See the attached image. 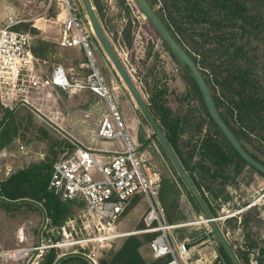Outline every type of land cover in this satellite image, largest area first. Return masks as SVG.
<instances>
[{
    "label": "trees",
    "instance_id": "1",
    "mask_svg": "<svg viewBox=\"0 0 264 264\" xmlns=\"http://www.w3.org/2000/svg\"><path fill=\"white\" fill-rule=\"evenodd\" d=\"M148 1L179 45L196 63L228 127L248 153L264 165V157L261 156L264 154V0ZM121 2L125 4L124 0ZM92 3L105 32L110 37L109 28L105 23L104 6L100 0H92ZM134 26L135 21L129 17L121 34V41L127 48L133 47L134 44ZM19 29L16 27L17 31H20ZM58 44L61 46L60 43ZM112 44L116 47L115 43ZM162 46L179 66L181 77L188 90L183 98L177 99L179 106L174 109L167 98V88L156 87L155 92L149 95L148 101L146 100L152 114L165 132L211 213L214 216L217 214L209 201L210 196L214 201L233 203L234 209L245 208L251 203L250 201H245L242 205L237 201H240L243 195L246 198V192L242 191L241 187L236 188L235 192L226 188L229 184L228 180L232 177L227 169L237 160L235 171L236 176H240L249 166L233 151L213 123L190 73L163 41ZM54 48V44L43 39L36 44L32 43L33 55L45 62L56 58ZM193 102H197L196 107L191 106ZM19 110L27 109L18 107L10 111ZM4 121L5 119H0V130ZM186 132L195 139L193 140L195 144L185 147L187 151L184 153L185 148H182L179 142ZM47 135L43 132L44 139ZM154 138L156 139L155 136ZM47 140L54 142L48 138ZM59 147L60 153L65 147L70 148L71 144L63 141ZM54 149L55 146H52L48 152L44 151L43 159L34 158L37 161H29L28 164L27 160L22 161L23 163L19 164L8 177L3 173L0 174V208L9 213H24L32 210L43 218L46 214L47 220H50L49 228L60 231L76 202H65L59 197L46 193L53 165L60 157L53 151ZM30 158L33 159V156L31 155ZM248 170L257 177L264 178L253 168L250 167ZM182 185L184 186L183 183ZM184 188L186 189L185 186ZM186 192L200 212L187 189ZM236 197L240 199L237 200ZM22 200L27 201L20 202ZM34 202L42 204V208ZM249 210V212L259 210V206L255 204ZM246 216L247 214L242 216V225L245 227L250 223ZM231 222L232 220L229 221L230 224ZM176 231L180 235L178 236L180 240L186 239L184 236L187 234V229ZM34 233L37 234L38 230L35 229ZM248 235L244 246L232 244L236 255L242 264H252L251 254L257 264H264V246L258 248L250 246ZM153 237L154 235L144 234L140 237L128 236L119 249L111 250L108 258L103 259L99 264H166L169 258L148 261L142 255L143 246L148 247L150 253L149 243ZM254 248L256 252L252 251ZM218 253L225 264H231L219 245ZM58 259L56 251L51 249L38 264H92L82 254H69L57 263Z\"/></svg>",
    "mask_w": 264,
    "mask_h": 264
},
{
    "label": "rangeland",
    "instance_id": "2",
    "mask_svg": "<svg viewBox=\"0 0 264 264\" xmlns=\"http://www.w3.org/2000/svg\"><path fill=\"white\" fill-rule=\"evenodd\" d=\"M100 2L105 9V23L109 28V38L115 43L117 52L122 54L126 67L131 71L132 77L145 99L148 101L149 95L155 92L156 87L160 89L167 88L166 94L169 103H171L174 109H177L179 106L177 99L183 98L188 88L183 82L179 66L163 48L162 41L159 39L160 37L157 36L149 21L142 15L133 0H124L125 4L121 0H100ZM12 10L21 11L18 19H24L27 22H23L21 26L17 27L18 29L20 27V31L30 34L32 43L36 44L40 39H43L55 45L56 58L52 61H46L41 65L46 74L51 73L55 66L62 65L65 69L71 71L72 75L76 78L85 76L87 71L81 68V64L86 62L85 53L79 49H65L58 44L63 25L58 18L60 12L53 1L50 3V0H0V21ZM82 14L85 16L83 8ZM129 17L135 21L134 44L131 48H127L121 41V34ZM98 47L99 50L96 57L103 75L118 97L120 110L126 121V131L141 146L146 158L149 159L150 163L162 177L163 183L160 197L167 209L169 223L185 224L196 221L202 216L201 212L196 209L194 203L190 200L186 189L175 174L159 142L154 138L153 130H151V127L136 107L107 56L101 47ZM40 105H35L36 109L19 106L27 110L14 112L4 109L0 105V119H5L4 125L0 130V174L3 173L5 175L6 166H10L12 171H14L24 160H27L26 163L28 164L29 161L43 159L44 151L45 153L48 152L52 146H55L53 151L61 156L66 149H74L72 145L73 140L76 141V145L82 142L80 144L94 148L118 147L121 145L120 142L118 144L116 142H106L98 138L97 133L101 118L103 114L107 113V110L103 100L87 91L77 92L70 99L65 93H60L59 96L55 94L47 110L41 108ZM191 106L196 107L197 102L191 103ZM83 122L87 132L85 135L78 136L76 134V125L82 126ZM43 132H46L48 134L47 138L54 142L47 140V138L44 139ZM193 140L195 139H192L191 135L186 132V134L181 136L179 143L182 148H185L194 145ZM63 141L70 143L71 147H65L59 153V145H62ZM186 151L187 148L184 149V153ZM31 155L33 159L30 158ZM261 156L264 157V154H261ZM263 188L264 178L259 177L258 184L253 185V198L248 197L249 199H247L251 203L243 208L245 209L243 212L226 222L231 237L234 239L244 238L242 244L240 243L241 241L236 243L237 246L245 245L249 232L250 246L257 248L264 246ZM233 190L234 188H231L232 192L235 191ZM210 199H212L211 196ZM236 199L239 200L240 198L236 197ZM212 201L214 205L216 204L213 209L217 214L213 215L214 217H218L221 214L219 211L221 207H218V203L225 205L226 212L223 215L242 210V208L234 209L233 203L226 204L225 202L214 201L213 199ZM244 203L245 201H241V205ZM254 203L259 206V210H251L252 212H249V208L254 206ZM130 207L114 225L113 232L132 233L145 228L143 216L148 209L146 198H135ZM81 210L87 212V207L76 203L69 216H75ZM244 214H247L246 217L250 221L246 227L242 225V216ZM89 219L96 220V217L93 213L89 212ZM231 220L230 224L229 221ZM49 223L50 220H48L43 229L44 218L39 213L32 210L24 211V213H9L0 208V253L21 249L30 250L28 255L21 260L5 262L0 259V264H38L51 249H39L38 251L33 249L39 248L41 243L42 246H48L51 243H58L63 240L67 241V238L63 236L61 231L49 228ZM79 227H82L81 224ZM204 228L203 225L196 224L184 226L180 229L188 230V235L186 234L184 238L186 237L197 242L202 237ZM35 229L38 230L37 234L34 233ZM41 229H43L41 233L42 242L39 243ZM175 234L177 237L180 236L177 231H175ZM78 236L80 238L86 237L85 231H79ZM135 236L140 237V235ZM126 237L128 236L109 240L101 244H89L85 248L83 246H76V254H82L87 257L91 256L96 264H99L103 259L108 258L111 250L116 251L119 249ZM50 240L51 242H49ZM214 241L212 238L211 243L199 246L200 254L210 256L216 253L219 255L218 244L213 243ZM55 251L58 258L70 254L64 247ZM252 251L256 252L255 248ZM141 252L145 259L153 261L148 247L143 246ZM251 261L252 264H257L252 254Z\"/></svg>",
    "mask_w": 264,
    "mask_h": 264
},
{
    "label": "built area",
    "instance_id": "3",
    "mask_svg": "<svg viewBox=\"0 0 264 264\" xmlns=\"http://www.w3.org/2000/svg\"><path fill=\"white\" fill-rule=\"evenodd\" d=\"M52 1L60 12L58 18L63 25L60 45L85 53L86 62L81 64V68L87 73L82 78H76L71 71L57 65L51 73L46 74L41 66L45 61L32 53L30 34L16 30L23 21L8 15L4 23L0 24V105L13 110L19 106L35 108V105L41 104V108L47 110L55 94L59 96L65 93L70 99L77 92L87 91L103 100L107 110L101 118L98 138L106 142H120L121 145L94 148L80 143L76 145L73 140L74 149H66L53 165L46 193L65 202L82 204L87 207V212L81 210L77 215L69 216L60 228L67 241L48 246H42L41 243L39 248L33 250L64 247L70 254H76V246L85 248L89 244H101L124 236L151 234L154 237L149 249L154 260L169 258L166 264H225L216 253L205 256L199 252L198 247L211 243L212 239L198 243L210 233L208 222L202 216L185 224L169 223L160 197L162 177L146 158L141 146L126 131L118 97L100 69L96 57L99 44L86 13L85 16L82 14L81 0H50V3ZM118 54L126 66L122 54ZM11 173V167L6 166L5 176ZM137 197L146 198L148 203L143 216L145 228L132 233L113 232L114 225ZM209 201L214 208L216 204L211 199ZM218 207H221L219 211L222 215L215 217V220L224 236L231 245H237L239 241L242 244L244 238L231 237L226 222L245 209L223 215L226 212L225 205L218 203ZM89 212L94 214L96 220L89 219ZM80 224L82 227H79ZM196 224L205 227L197 242L188 238L180 240L175 234L176 230L184 226ZM79 231H85L86 237L80 238ZM29 252L26 249L1 252L0 259L5 262L21 260ZM89 258L95 262L91 256Z\"/></svg>",
    "mask_w": 264,
    "mask_h": 264
},
{
    "label": "water",
    "instance_id": "4",
    "mask_svg": "<svg viewBox=\"0 0 264 264\" xmlns=\"http://www.w3.org/2000/svg\"><path fill=\"white\" fill-rule=\"evenodd\" d=\"M142 13V15L149 21L155 32L158 34L160 39L165 43V45L169 48L171 53L175 56V58L180 62V64L190 73L191 77L195 81L201 95L203 102L205 104L206 110L218 127L220 132L223 134L227 142L231 145L233 150L240 156V158L251 168L257 171L264 177V165L260 162L256 161L243 147L240 141L237 139L235 134L231 131V129L226 125L224 120L222 119L220 112L217 108V105L214 101L212 93L207 86V83L200 72L199 68L197 67L194 60L188 55V53L179 45L176 41L175 37L172 35L170 30L164 25L161 19L156 14L155 10L152 8L151 4L148 0H133ZM83 9L86 13V16L90 22L92 27L95 39L97 40L99 46L107 56L109 62L113 66L116 74L119 76L120 80L122 81L123 85L125 86L126 90L129 92L132 100L134 101L136 107L141 112L143 118L146 120L148 125L154 132V136L156 137L157 141L159 142L162 150L164 151L165 155L167 156L168 160L170 161L173 170L177 177L181 180L184 184L188 192L190 193L191 197L194 199L195 203L197 204L200 212L205 221L208 222V226L210 228V233L203 237L198 243H202L208 238H213L217 242V244L224 250L227 257L229 258L231 264H242L235 253L234 248L229 243V241L224 236L220 225L215 220V217L211 213L207 203L205 202L204 198L202 197L201 193L197 189L196 185L192 181L191 177L183 167L180 159L178 158L174 148L172 147L171 143L169 142L165 132L161 128V126L156 121L154 115L152 114L148 103L143 96L142 92L138 88L134 78L129 73L127 67L121 60L116 48L112 44L110 38L108 37L107 33L105 32L100 19L96 13V9L92 3V0H81ZM1 199V198H0ZM27 201L22 200L20 202ZM35 205H41L34 202ZM47 224V217L46 214L44 215V227ZM41 229L39 234V243H41L42 239V231ZM69 255V254H68ZM67 255L60 257L57 263L65 258ZM85 256V255H84ZM92 264H96L93 260L89 257L85 256Z\"/></svg>",
    "mask_w": 264,
    "mask_h": 264
},
{
    "label": "flooded vegetation",
    "instance_id": "5",
    "mask_svg": "<svg viewBox=\"0 0 264 264\" xmlns=\"http://www.w3.org/2000/svg\"><path fill=\"white\" fill-rule=\"evenodd\" d=\"M221 115V114H220ZM222 117V116H221ZM223 119V118H222ZM224 120V119H223ZM225 122V121H224ZM214 123V122H213ZM226 123V122H225ZM227 125V124H226ZM228 126V125H227ZM232 131V130H231ZM223 135V134H222ZM224 137V136H223ZM225 138V137H224ZM226 140V139H225ZM227 141V140H226ZM228 143V142H227ZM229 144V143H228ZM231 147V145L229 144ZM244 147V146H243ZM232 148V147H231ZM233 149V148H232ZM234 151V150H233ZM247 151V150H246ZM235 152V151H234ZM248 152V151H247ZM236 153V152H235ZM153 158V157H152ZM154 159V158H153ZM155 160V159H154ZM237 162V160H236ZM236 162L229 166V169H227L228 173L232 176L229 180L226 188L228 190H231V188H240L242 191L246 192L247 197L253 198V195L249 194L250 190L253 189L255 174H252L249 168L244 169V173L240 176H236ZM233 190V191H234ZM263 191V189H262ZM235 192V191H234ZM242 199L239 201V204L244 201H246L245 197H241ZM243 209V208H242Z\"/></svg>",
    "mask_w": 264,
    "mask_h": 264
},
{
    "label": "crops",
    "instance_id": "6",
    "mask_svg": "<svg viewBox=\"0 0 264 264\" xmlns=\"http://www.w3.org/2000/svg\"><path fill=\"white\" fill-rule=\"evenodd\" d=\"M18 12V13H17ZM21 14V11H13L12 10V12L10 11V12H8L7 13V15H6V17L2 20V21H0V24H3L4 23V21H5V19L7 18V16L8 15H12L13 17L15 16V18L16 19H18V15H20ZM18 20H20V21H23V22H27L26 20H24V19H18ZM22 22V23H23ZM61 35H62V33H61ZM60 39H61V37H60ZM60 39H59V43H60ZM84 122L82 123V126L81 125H76V134L78 135V136H82V135H85L86 134V126H85V128H84ZM80 143H82V142H80ZM88 144H89V141H88ZM258 179H259V177H257V176H255V179H254V184L253 185H255V184H258ZM253 190V189H252ZM252 190H250V192H249V194H251V195H253L252 194ZM247 199H249L248 197L246 198V201H247ZM238 200V199H237ZM238 202V201H237ZM255 205V204H254ZM166 208V207H165ZM166 211H167V209H166ZM167 217H168V215H167Z\"/></svg>",
    "mask_w": 264,
    "mask_h": 264
}]
</instances>
